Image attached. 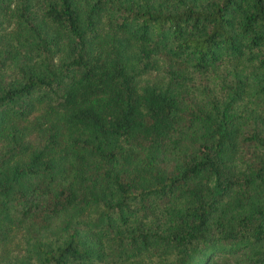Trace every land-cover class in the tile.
<instances>
[{
	"label": "trees",
	"instance_id": "1",
	"mask_svg": "<svg viewBox=\"0 0 264 264\" xmlns=\"http://www.w3.org/2000/svg\"><path fill=\"white\" fill-rule=\"evenodd\" d=\"M0 264H264V0H0Z\"/></svg>",
	"mask_w": 264,
	"mask_h": 264
}]
</instances>
